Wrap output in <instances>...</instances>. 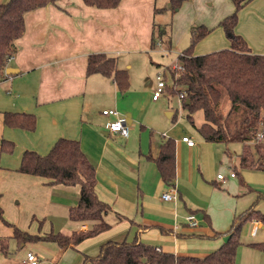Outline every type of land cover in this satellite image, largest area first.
I'll return each mask as SVG.
<instances>
[{
  "label": "crops",
  "instance_id": "crops-1",
  "mask_svg": "<svg viewBox=\"0 0 264 264\" xmlns=\"http://www.w3.org/2000/svg\"><path fill=\"white\" fill-rule=\"evenodd\" d=\"M215 1L223 10L211 25L234 10L232 0ZM156 7L162 8L159 0H122L114 8L58 0L25 14L24 34L15 41L16 52L7 65L18 72L6 73L0 80V236L13 235V226L4 220L40 235L51 231L72 234L91 226L92 222L69 216L70 208L79 202L80 185L53 183L18 170L26 150L46 154L62 137L80 141L95 166L97 192L111 205L105 216L110 227L76 247L61 248L45 240L18 244L11 239L18 247L29 244L37 249L38 253L31 249L28 253L37 254L39 264H91L85 262L84 254L97 255L102 243L134 238L176 256L203 257L228 239L238 214L249 208L264 213V181L255 172L264 168L240 166L243 144L235 147L238 152L227 148L216 155L209 150L220 142L200 138L189 146L182 137L192 134L180 126L177 113L167 109L161 97L153 98L158 85L149 69L155 49L153 24L161 23ZM236 31L253 52L264 54V0H249L239 11ZM160 43L172 47V41L170 45ZM229 45V40L221 39V43L207 44L201 53ZM91 53L115 57L120 68L129 70V87L121 90L109 76L88 74ZM111 108L128 118V137L108 130L109 117L102 111ZM8 111L34 114L35 129L6 125ZM197 114L190 122L198 130L203 114ZM168 138L175 141L172 185L178 198L174 200L162 198L171 185L155 161ZM3 140L13 142L14 149L3 150ZM232 172L236 175L231 176ZM222 173L224 179L218 177ZM190 214L196 216L197 226L187 222ZM251 222L253 233L263 237L264 224L257 219ZM249 252L245 264H264V258ZM26 258L20 263L25 264Z\"/></svg>",
  "mask_w": 264,
  "mask_h": 264
},
{
  "label": "trees",
  "instance_id": "trees-1",
  "mask_svg": "<svg viewBox=\"0 0 264 264\" xmlns=\"http://www.w3.org/2000/svg\"><path fill=\"white\" fill-rule=\"evenodd\" d=\"M85 4L98 8L117 7L122 0H83ZM58 0H0V80L5 77L8 61L16 52L15 41L25 31V14L29 11ZM184 0H169L166 7H156L155 13L176 12ZM234 10L220 22L229 40V47L205 54H195V46L212 32L205 24L192 25L190 45L179 55L182 71L172 70V84L166 87L172 95L184 94L182 106L189 120L194 122L195 114H203V122L198 130L204 140L209 142L240 141L243 144L240 166L242 168H264V141L255 142L256 132L264 119V54L253 52L236 26L239 11L249 0H232ZM172 23L153 24L152 46L158 42L171 43ZM87 73H101L111 77L121 90L130 84L129 70L120 68L113 56L105 53H91L88 58ZM227 98L229 108L223 112L221 101ZM238 116V118H235ZM4 122L8 126L34 130L36 116L27 112H5ZM254 142V143H253ZM14 143L3 140L2 148L12 151ZM162 178L168 185L174 184L176 176L175 141L166 139L155 158ZM20 172L48 178L53 183L78 184L81 187L80 199L71 207L69 216L74 221L92 222L91 226L80 232L65 234L49 232L44 235L33 234L8 221L13 226L11 237L0 236V255L11 254L10 241L18 244L42 240L57 243L61 248L76 247L84 239L95 236L108 229L110 223L105 216L111 205L97 192V176L94 164L82 150L77 139L62 137L50 151L41 154L35 150L23 153ZM0 216L3 209L0 206ZM257 219L264 224V213L249 208L238 214L229 230L228 239L214 252L203 256H176L158 250L154 245L134 238L133 240H108L100 245L97 255L84 254L85 262L91 264H235L239 246L242 244L243 226ZM251 246L264 250V242Z\"/></svg>",
  "mask_w": 264,
  "mask_h": 264
},
{
  "label": "rangeland",
  "instance_id": "rangeland-1",
  "mask_svg": "<svg viewBox=\"0 0 264 264\" xmlns=\"http://www.w3.org/2000/svg\"><path fill=\"white\" fill-rule=\"evenodd\" d=\"M160 7H166L169 5V0H159ZM223 10V7L218 1L215 0H184L182 3L180 9L176 12H170V11H162L157 14V19L159 22L166 24V23H172L171 25V41H172V47H166L164 44H157L155 45L154 51L151 52V64H150V70H152L154 74V79L157 82V76L161 74L163 76V79L166 81L168 85L172 84V70H178L175 66L180 65L181 62L179 61V55L182 53L184 49H186L190 45L191 41V33L190 28L192 25H198V24H205L209 28H212V32L203 38L194 48V53L200 52V54H205L207 51H204L205 53H201L203 51L201 50H207L204 49L205 46L214 42L221 43V39H224V41H228L223 28L219 26L220 20H222L224 17L230 14H226L221 19L216 21L215 24H209L211 20L218 17L219 14H221ZM208 20V21H207ZM188 29L185 31V34L182 36V31L185 30L186 24H188ZM219 28V29H218ZM177 36L180 37V40H178ZM177 38V39H176ZM182 38V39H181ZM225 48L220 47L217 50ZM149 60V61H150ZM179 71V70H178ZM161 100L166 103V108L173 110L177 113V119L179 122H181V127L184 129H188V132L192 134V137L195 139V141H198L203 139L197 128L190 122V120L187 117L186 110H184L182 106V98L180 94L172 95L168 92L167 88L165 89V93L161 96ZM221 110L225 112L229 108V101L227 98H224L221 101ZM201 112H198V117L200 116ZM235 118H238L236 116ZM196 119V118H195ZM197 125V120L195 121ZM254 143V142H253ZM240 141H232L229 143H222L220 142L219 146H215V148H212L209 150V152L216 155V152L220 153L221 151H224L227 148H230L232 151L235 150L238 152V150L235 148L237 146H240ZM219 149V150H217ZM236 158V159H235ZM234 159L237 161L238 165V155H234ZM213 169V167H212ZM238 170H241V168L238 166ZM259 177L260 180L264 181V171H255ZM241 173V171L239 172ZM213 174V171L211 172ZM224 175V173H222ZM264 204V203H263ZM264 212V209H262ZM253 223L251 221L247 222L243 228H242V234H241V241L244 243V245L240 248H238L237 256H236V262L235 264H245L246 257H248L247 253H250L251 251L252 256L261 257L264 258V250L253 248L251 246L252 243L255 242H264V235L263 237L259 234H254L252 231ZM58 230V229H57ZM58 232V231H55ZM247 245H250V248H247ZM32 250L34 252L38 253V250L35 248H30V245L27 244L25 247L16 246L15 240L10 241V250L11 254L6 257L4 255H0V264H21V260L27 257L28 251ZM253 261V260H252Z\"/></svg>",
  "mask_w": 264,
  "mask_h": 264
},
{
  "label": "built area",
  "instance_id": "built-area-1",
  "mask_svg": "<svg viewBox=\"0 0 264 264\" xmlns=\"http://www.w3.org/2000/svg\"><path fill=\"white\" fill-rule=\"evenodd\" d=\"M179 71L183 70V66L176 65L175 66ZM158 78V85L154 92L153 98L156 100L160 98L165 93V87H166V81L163 79V76L159 74L157 76ZM181 98L184 97V94H180ZM103 114L109 117V120L107 122V128L110 132L120 134L123 137H128L130 134V126L128 123V118L124 115H122L117 109L111 108V109H104ZM182 140L186 142L189 146L195 145V140L189 136L185 135L182 137ZM264 141V119L261 121L260 126L256 132L255 136V142H263ZM236 173L232 172L231 176H235ZM219 178L224 179L223 174L218 175ZM162 198L164 200H174L178 198V191L176 186L171 185L170 188L162 193ZM187 222L191 226H197L198 220L194 214H190L186 217ZM159 250V248H157ZM25 264H39V258L37 254L33 252H29L27 255L26 260L24 261Z\"/></svg>",
  "mask_w": 264,
  "mask_h": 264
},
{
  "label": "water",
  "instance_id": "water-1",
  "mask_svg": "<svg viewBox=\"0 0 264 264\" xmlns=\"http://www.w3.org/2000/svg\"><path fill=\"white\" fill-rule=\"evenodd\" d=\"M16 72H18V69H16V68H13V67H7L6 68L7 74H12V73H16Z\"/></svg>",
  "mask_w": 264,
  "mask_h": 264
}]
</instances>
